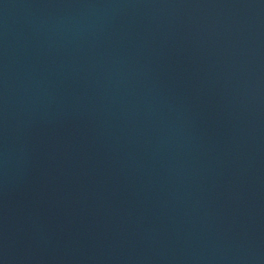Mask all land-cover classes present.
<instances>
[{
    "label": "water",
    "instance_id": "water-1",
    "mask_svg": "<svg viewBox=\"0 0 264 264\" xmlns=\"http://www.w3.org/2000/svg\"><path fill=\"white\" fill-rule=\"evenodd\" d=\"M0 264H264V0H0Z\"/></svg>",
    "mask_w": 264,
    "mask_h": 264
}]
</instances>
